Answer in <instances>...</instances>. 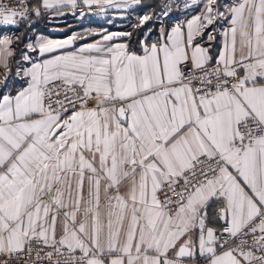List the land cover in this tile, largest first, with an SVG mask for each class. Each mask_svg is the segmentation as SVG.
Instances as JSON below:
<instances>
[{"label":"snow or ice","instance_id":"obj_1","mask_svg":"<svg viewBox=\"0 0 264 264\" xmlns=\"http://www.w3.org/2000/svg\"><path fill=\"white\" fill-rule=\"evenodd\" d=\"M17 4L0 3V264H264V0H184L183 20L164 0L138 52L109 33L59 54L75 37L4 29L78 0Z\"/></svg>","mask_w":264,"mask_h":264},{"label":"crops","instance_id":"obj_2","mask_svg":"<svg viewBox=\"0 0 264 264\" xmlns=\"http://www.w3.org/2000/svg\"><path fill=\"white\" fill-rule=\"evenodd\" d=\"M39 2L40 0H32V5H37ZM149 2L150 0H142V4L139 6H130L128 8L120 9L106 6L104 10H101V8L98 7L101 11V14H99L97 17L75 14L72 11L73 8L70 6L64 7L63 10L59 12L55 9H52L50 10V14L47 16H44L42 14L40 16L34 15V20L30 26H25L24 28H17L16 26L9 27L4 29V34L23 35L25 42H27L29 37H31L33 40L38 37L41 39L51 38L58 40L75 37V40L70 46L66 47L65 49L59 50V52L55 54H59L60 52H71L87 44L103 42L102 36L109 33H130L129 29H123L124 27H122V24L119 23L121 22V18L124 15L133 12L134 10H138L143 6H147ZM228 2L231 3L232 0H228ZM181 3L182 4L180 8H182V11H184V0ZM77 5L86 6L81 2V0H78ZM180 19L183 20L184 17L182 16L180 17ZM113 21L116 24H113ZM53 25L58 26L60 30L58 32H48L46 28ZM157 27L152 37L155 36ZM108 43H126L128 44L130 50L137 52L140 50L139 45L136 48H133L130 45L128 36H115L114 39ZM31 54L34 57L37 55L36 53ZM213 54H215V52ZM12 59H15V57H13ZM2 72H4V69L0 68V73Z\"/></svg>","mask_w":264,"mask_h":264},{"label":"rangeland","instance_id":"obj_3","mask_svg":"<svg viewBox=\"0 0 264 264\" xmlns=\"http://www.w3.org/2000/svg\"><path fill=\"white\" fill-rule=\"evenodd\" d=\"M183 0H176L177 3L181 6V2ZM169 3H172L173 0H168ZM164 3V0H150L149 4L147 6H143L142 8L138 10H134L133 12L128 13L127 15H124L121 18V23L123 29H129L131 33V37H128L130 40H132V44L134 47H138L139 41L145 37V34L148 33V30L152 29V34L154 33L156 27L158 26V22L155 21H149L142 27H134V25L137 24L138 18L144 15L147 12L150 11H159V6ZM180 12H182V8H179V10L175 11V15L173 16V20H175L176 16L182 17L180 15ZM92 17V16H90ZM111 21V20H110ZM112 22V21H111ZM114 22V21H113ZM118 22V21H116ZM113 24H116L115 22Z\"/></svg>","mask_w":264,"mask_h":264},{"label":"built area","instance_id":"obj_4","mask_svg":"<svg viewBox=\"0 0 264 264\" xmlns=\"http://www.w3.org/2000/svg\"><path fill=\"white\" fill-rule=\"evenodd\" d=\"M0 3L11 4L13 6L19 7V5L17 4V0H0ZM27 3L29 5H32V0H27ZM72 11L75 14L88 15V16H92V17H97L99 14H101V11L95 5H93L92 7L77 5L75 8L72 9ZM49 14H50L49 9H43L42 10V15L47 16ZM17 20L19 21V17H17ZM33 20H34V15H32L31 18L29 20H27L26 22H19L18 27L17 26L16 27L17 28H24L25 26H30L31 23L33 22ZM46 30L48 32H58L60 30V28L56 25H53V26L47 27Z\"/></svg>","mask_w":264,"mask_h":264},{"label":"trees","instance_id":"obj_5","mask_svg":"<svg viewBox=\"0 0 264 264\" xmlns=\"http://www.w3.org/2000/svg\"><path fill=\"white\" fill-rule=\"evenodd\" d=\"M129 43H130V45H131L133 48H136V47L133 46V44H132V40L129 39ZM21 47H22V45H21ZM18 58H19V57H18V55H17V56L15 57V59H18Z\"/></svg>","mask_w":264,"mask_h":264}]
</instances>
